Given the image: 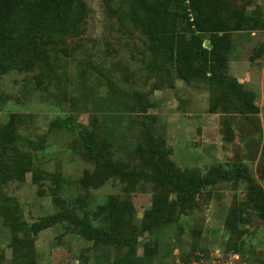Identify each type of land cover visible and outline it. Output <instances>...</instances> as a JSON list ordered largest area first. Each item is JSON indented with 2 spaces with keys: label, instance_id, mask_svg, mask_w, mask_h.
I'll return each mask as SVG.
<instances>
[{
  "label": "rangeland",
  "instance_id": "1",
  "mask_svg": "<svg viewBox=\"0 0 264 264\" xmlns=\"http://www.w3.org/2000/svg\"><path fill=\"white\" fill-rule=\"evenodd\" d=\"M39 2L23 0L0 41V264H264L246 179L219 176L181 204L153 178L147 131L187 175L243 164L264 191V28L231 32L228 80L251 95L243 102L228 80L180 79L134 0H73L68 30ZM219 2L231 23L232 10L264 21V0ZM83 137L142 173H110ZM156 199L169 204L146 228ZM66 212L121 240L94 242L65 219L33 231Z\"/></svg>",
  "mask_w": 264,
  "mask_h": 264
},
{
  "label": "trees",
  "instance_id": "2",
  "mask_svg": "<svg viewBox=\"0 0 264 264\" xmlns=\"http://www.w3.org/2000/svg\"><path fill=\"white\" fill-rule=\"evenodd\" d=\"M22 1L0 0V41L5 42L13 37V32L5 26V22ZM182 1L134 0L133 7L157 19V25L154 28L149 25L151 38L157 42L159 47L168 50L180 79L190 82L197 76H207L215 82L224 83L229 79L228 53L233 47L231 32L242 25L250 29L264 28V21L256 15H241L232 10V15L236 16V20L231 23L223 18L221 12L224 6L219 0H189L186 6ZM39 4L43 10L53 11L56 14L64 30L70 29L73 0H40ZM204 39L208 40L209 46L204 45ZM228 81L237 99L248 102L251 95L245 93L237 82ZM147 131L150 152L154 155L158 166V172L153 175V178L159 185H168L176 189L180 194L179 203L191 202L203 185L214 182L219 176L242 175L249 184L248 198L264 221V191L253 179L246 166L241 164L235 170L194 178L177 169L167 152L155 142L151 127H148ZM82 139L88 153L102 163L110 173L120 177L142 173L141 170L122 167L118 162L101 153L90 139L85 137ZM167 204L169 202L165 199L153 201L151 208L146 211L149 219L146 228L159 223L154 215ZM57 219H65L79 226L94 242H119L121 240L119 236L93 228L85 219L72 212L44 217L34 222L32 229L37 232L41 228L50 226Z\"/></svg>",
  "mask_w": 264,
  "mask_h": 264
},
{
  "label": "built area",
  "instance_id": "3",
  "mask_svg": "<svg viewBox=\"0 0 264 264\" xmlns=\"http://www.w3.org/2000/svg\"><path fill=\"white\" fill-rule=\"evenodd\" d=\"M209 43V42H208Z\"/></svg>",
  "mask_w": 264,
  "mask_h": 264
}]
</instances>
